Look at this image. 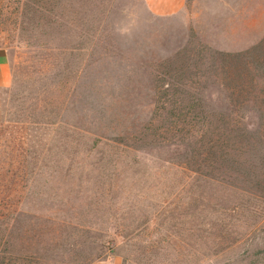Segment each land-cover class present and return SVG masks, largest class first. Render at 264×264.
<instances>
[{
  "label": "rangeland",
  "instance_id": "374dc122",
  "mask_svg": "<svg viewBox=\"0 0 264 264\" xmlns=\"http://www.w3.org/2000/svg\"><path fill=\"white\" fill-rule=\"evenodd\" d=\"M0 264H264V0H0Z\"/></svg>",
  "mask_w": 264,
  "mask_h": 264
},
{
  "label": "crops",
  "instance_id": "0c3cea01",
  "mask_svg": "<svg viewBox=\"0 0 264 264\" xmlns=\"http://www.w3.org/2000/svg\"><path fill=\"white\" fill-rule=\"evenodd\" d=\"M146 7L153 13L159 15H170L177 12L183 5L184 0H144ZM10 80V67L7 55L0 49V85ZM92 264H120L116 258L98 260Z\"/></svg>",
  "mask_w": 264,
  "mask_h": 264
}]
</instances>
